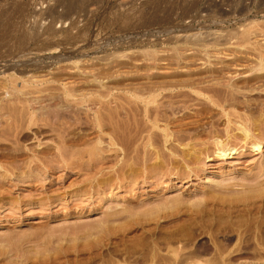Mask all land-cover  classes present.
I'll return each mask as SVG.
<instances>
[{"label":"rangeland","instance_id":"obj_1","mask_svg":"<svg viewBox=\"0 0 264 264\" xmlns=\"http://www.w3.org/2000/svg\"><path fill=\"white\" fill-rule=\"evenodd\" d=\"M262 44L264 0H0V116L8 122L0 120V264H264V185H257V178L264 184V144L259 151L240 146L237 155L219 157L212 137L206 135L184 142L174 137L164 140V133H178L181 128L184 133H242L239 128L247 121L251 133L264 142V68L258 67L259 57L264 56ZM233 74L237 76L234 83L252 85L254 92L235 97L218 89L213 94L216 88L211 84L201 87L208 89L203 96L184 89L179 91L186 93L184 97L173 95V99L166 92L158 104L173 99L181 112L177 119L165 112L168 119L166 115L159 118L156 133L151 124L144 123L142 112L143 116H136L139 123L135 117H130L134 122L128 118L125 106L131 100L121 98L120 102L115 96L91 102L104 116L102 129L92 123L94 111L82 110L60 91H50L53 97L45 93L50 96L40 97V103L56 98L54 110L59 109L62 124L49 119L44 109L37 116L41 121L29 128L30 114L24 109L27 97L6 99L7 87L14 83L21 87L32 78L52 88L72 82L95 88L100 83L135 85L138 80L152 84L181 82L182 78L183 82L204 77L220 80ZM140 81L136 86L148 84ZM217 104L226 106L236 118L223 116ZM78 107L81 111L76 113ZM69 112L79 117L70 118ZM128 120L134 124L130 126ZM9 122L21 123L22 129ZM114 122L123 124L122 132ZM6 126L7 132L13 131L3 133ZM56 126L64 127L52 132ZM132 126L143 133H134ZM148 126L155 134L152 146L148 145ZM129 127L132 133L126 131ZM151 151L154 154L149 155ZM206 155L212 160L205 159ZM168 181L169 185L164 184ZM248 184L256 188L252 194L244 193ZM239 194L257 198L236 203Z\"/></svg>","mask_w":264,"mask_h":264},{"label":"bare ground","instance_id":"obj_2","mask_svg":"<svg viewBox=\"0 0 264 264\" xmlns=\"http://www.w3.org/2000/svg\"><path fill=\"white\" fill-rule=\"evenodd\" d=\"M246 41V40H245ZM250 41V40H249ZM262 46H263V44H262ZM264 47V46H263ZM258 49V48H257ZM256 53H257V51H256ZM149 54V53H148ZM263 54V53H262ZM150 55H152V53L150 54ZM148 57V56H147ZM150 57V56H149ZM259 57V56H258ZM151 58H152V56H151ZM151 58H150V60H151ZM154 58V57H153ZM156 58H157V56H156ZM219 58V57H218ZM222 59V58H221ZM227 59V58H226ZM241 59V58H240ZM256 59H258V58H256ZM154 60H156V59H154ZM158 60V59H157ZM223 60V59H222ZM227 60H229V59H227ZM235 60V59H234ZM247 60V59H246ZM146 61V60H145ZM144 61V62H145ZM243 61V60H242ZM257 61V60H256ZM255 61V62H256ZM258 61H260V64H259V69H260V71L264 68L263 67V65H264V63H263V61H264V56H260L259 57V60ZM257 61V62H258ZM219 62V61H218ZM217 62V63H218ZM233 62V61H232ZM236 62V61H235ZM252 62V61H251ZM146 63V62H145ZM149 63V62H148ZM240 63V62H239ZM142 64V63H141ZM253 64V63H252ZM257 64V63H256ZM76 65V64H75ZM146 65V64H145ZM231 65V64H230ZM237 66V65H236ZM244 66V65H243ZM247 66H248V64H247ZM68 67V66H67ZM83 67V66H82ZM135 67V66H134ZM142 68V67H141ZM218 68V67H217ZM216 68V69H217ZM221 68V67H220ZM110 69V68H109ZM139 69H140V67H139ZM139 69L137 68V70L135 71V72H137L138 74L137 75H139V77H137V78H140V76L142 75V74H140V73H142V72H140L139 71ZM62 70V69H61ZM66 70V69H65ZM99 70V69H98ZM105 70H107V69H105ZM149 70V69H148ZM152 70V69H151ZM218 70V69H217ZM222 70V69H221ZM256 70H258V68L256 69ZM84 71H86V70H84ZM109 71V70H108ZM142 71V70H141ZM144 71V70H143ZM204 71V70H203ZM206 71V70H205ZM213 71V70H212ZM215 71V70H214ZM228 71V70H227ZM236 71V70H235ZM242 71H243V69H242ZM244 71H246V70H244ZM243 71V72H244ZM250 71V70H249ZM263 71V70H262ZM64 72V71H63ZM73 72V71H72ZM88 72V71H87ZM98 72V71H97ZM128 72V71H127ZM140 72V73H139ZM149 72V71H148ZM154 72H155V70H154ZM154 72H152L151 71V73H154ZM166 72V71H165ZM164 72V73H165ZM173 72V71H172ZM178 71H176V73H177ZM181 72V71H180ZM179 72V73H180ZM207 72V71H206ZM209 72V71H208ZM225 72V71H224ZM238 72V71H237ZM240 72V71H239ZM251 72V71H250ZM65 73V72H64ZM71 73V72H70ZM109 73V72H108ZM114 73V72H113ZM130 73H131V70H130ZM158 73V72H157ZM187 73V72H186ZM202 73V72H201ZM212 73H215V72H212ZM220 73H222V72H220ZM229 73V72H228ZM231 73H232V71H231ZM252 73V72H251ZM253 73H255V72H253ZM263 73V72H262ZM72 74V73H71ZM98 74V73H97ZM110 74V73H109ZM128 74V73H127ZM136 74V73H135ZM144 74H146V76H147V73L145 72ZM143 74V75H144ZM159 74H161V73H159ZM171 74V73H170ZM174 74V73H173ZM172 74V75H173ZM188 74V73H187ZM203 74V73H202ZM206 74V73H205ZM226 74V73H225ZM230 74V73H229ZM237 74V73H236ZM240 74V73H239ZM239 74H238V77H239ZM104 75V74H103ZM111 75H113V74H111ZM111 75H110V77H111ZM148 75H151V74H148ZM211 75V74H210ZM210 75H208V76H210ZM213 75V74H212ZM216 75V74H215ZM215 75L213 76V78L215 77ZM234 75V74H233ZM35 76V75H34ZM77 76V75H76ZM86 76V75H85ZM126 76V75H125ZM136 76V75H135ZM145 76V75H144ZM143 76V77H144ZM146 76H145V78H146ZM152 76V75H151ZM157 76V75H156ZM159 76V75H158ZM165 76H167V75H165ZM164 76V77H165ZM170 76V75H169ZM183 76H185V74L183 75ZM192 76H193V74H192ZM203 76V75H202ZM205 76V75H204ZM217 76H219V74L217 75ZM224 76V75H223ZM246 76H248V74L246 75ZM57 77V76H56ZM70 77V76H69ZM81 77V76H80ZM109 77V76H108ZM114 77V75L112 76V78ZM119 77V76H118ZM143 77H142V79H143ZM175 77H176V75H175ZM186 77H188V76H186ZM197 77H199V76H197ZM228 77V76H227ZM237 76H235L234 75V77L232 76L231 77V75H230V77L227 79L226 77H224V78H221L220 80H216L215 78V80L213 79L212 80V78L211 79H207V78H202V79H199L198 81L196 80V81H194V79H192V78H195V77H192L191 79H192V81H190V82H188L187 81V79H186V81L185 82H183L184 80H183V78H182V80H181V82H179L180 80H178L177 82H176V80H175V82H173V81H171V82H167V84L166 83H157V84H152L153 82H149L148 83V81H146L145 80V82L146 83H148V84H145L146 85V87H144V85L142 86L140 83H145L144 81H140V80H138V81H140L138 84H140L139 86H141L140 88H139V86L137 87L136 86V83L138 82H136L135 83V85H134V83L132 84V85H130V83H129V85L131 86H129V85H127V84H119V82H121V81H119L118 83H116V84H119V85H114L113 87L111 86V87H109V86H106L105 84H99V83H97V81L98 80H96V83L97 84H99V85H97L98 87H95V88H89L88 86H78V84H81V83H78L77 84V86H73V82L70 84V86L68 85V84H66V85H64V86H60L59 88H58V85H57V88H55L54 87V85H53V87L54 88H52V87H47L46 86V84L44 85V84H42V83H40V79H37V78H32V79H34V81H31V79H30V81H24V84H23V86H19V85H15L16 83H14L11 87H7L6 88V99H9L10 101H12L14 98H16V97H20L21 98V96H22V98H24V97H27L26 99H28V102H29V104H28V108H24V109H27L26 110V112H27V115L28 114H30L29 116H30V119H29V128H32L31 126L32 125H37L40 121H39V119H38V115H39V111H44V109L45 110H47V112L46 111H44L45 113V115H46V113L48 114V117H50L49 119H54V120H56L57 122L58 121H60V119H61V115L59 114L60 112H58L59 111V109H58V111H56V110H54L55 108V105H56V101H54V100H56V98L54 99V100H52L53 102H51V103H47V100L46 99H48V97L51 95L49 92L50 91H60L61 93H63V95L65 96V98L67 99V100H71L72 102H75V104H77V106H79L81 109L83 108L84 110L86 109V111L87 112H93L94 113V118H93V122L92 123H94V125L96 126V127H98L99 129L101 128H104V126H105V123L103 124V117L101 116V111L100 110H98V109H100V108H98V109H96L95 110V108H96V106L94 107V105H92V107L94 108H92L91 107V102H93V103H96L95 102V98H97V99H99L100 100V102H101V100H106V99H108L109 97L110 98H113L114 96L115 97H117V99H118V101H122V99L121 98H123V100L124 99H127L128 101H132L131 103L132 104H130L128 101H124V102H127L128 103V107L127 106H125L126 108H129V109H127L125 112L127 113L128 112V115L127 116H129L128 118L129 119H131L132 121H133V119L134 118H130L131 116L132 117H135V120H137V118H136V116H138V115H142V113H143V115H144V118L146 119V122H144V123H147L146 125H148V124H151L150 126H152V129H154L153 131H155V128H157V125H158V122L160 121L159 120V118L161 117V119H162V117H164V115H166V114H168V113H170L169 115L171 116H173V117H175L176 119H177V115L181 112H178V110H179V108H178V106L177 105H174V104H176V103H174V104H172V102H173V97L174 96H178V97H180V96H183L184 97V95L186 94H183V92H179V91H182V90H184V89H192V90H194L195 92L194 93H197L199 96H203L204 94H206V93H204V92H206V90H208V89H206L205 90V87L204 88H201L203 85H209V84H211V86L212 87H214V88H216V89H213L212 91H213V94H214V91L215 92H217V91H219V90H221V91H223V89L224 90H227L228 91V93L230 92L231 94H232V96H234L235 95V97H237L238 95H240V96H242L244 93H246L247 92V94H249L251 91H252V93L254 92V89H253V86L251 85V87H248V85H247V83H246V85L247 86H244L245 85V83L243 84V86L241 85H237L236 83H234V81H235V79L234 78H236ZM256 77H257V75H256ZM10 78H12V77H10ZM55 78V77H54ZM71 78V77H70ZM88 78V77H87ZM96 78H98V77H96ZM99 78H100V76H99ZM103 78V77H102ZM107 78V77H106ZM135 78V77H134ZM162 78V77H161ZM168 78V77H167ZM260 78V77H259ZM72 79V78H71ZM79 79V78H78ZM81 79H83V77L81 78ZM86 79V78H85ZM110 79V78H109ZM120 79V78H119ZM118 79V80H119ZM122 79V78H121ZM124 79V78H123ZM127 79V78H126ZM133 79V78H132ZM141 79V80H142ZM146 79H150L149 77L148 78H146ZM171 79V78H170ZM174 79V78H173ZM239 79V78H238ZM250 79V78H249ZM257 79V78H256ZM10 80V79H9ZM15 80V79H14ZM23 80V79H22ZM84 80V79H83ZM104 80V79H103ZM103 80L102 81H100V82H103ZM128 80V79H127ZM136 80V79H135ZM154 80V79H153ZM163 80V79H162ZM165 80V79H164ZM252 80V79H251ZM254 80H255V78H254ZM11 81V80H10ZM13 81V80H12ZM43 81V80H42ZM49 81V80H48ZM51 81V80H50ZM69 81V80H68ZM86 81V80H85ZM105 81V80H104ZM126 81V80H125ZM132 81V80H131ZM167 81V80H166ZM241 81V80H240ZM15 82V81H14ZM59 82V81H58ZM64 82V81H63ZM92 82V81H91ZM99 82V81H98ZM123 82H124V80H123ZM239 82V81H238ZM260 82H262V81H260ZM44 83V82H43ZM51 83V82H50ZM50 83H49V85H50ZM125 83V82H124ZM126 83H127V81H126ZM150 83H151V85H150ZM259 83V82H258ZM263 83V82H262ZM41 84V85H40ZM63 85V84H62ZM108 85H109V83H108ZM113 85V84H112ZM134 85V86H133ZM148 85V86H147ZM250 85V84H249ZM264 85V84H263ZM10 86V85H9ZM210 86V87H211ZM206 87H208L209 88V86H206ZM260 87V86H259ZM255 88V87H254ZM1 89V88H0ZM4 89V88H3ZM219 89V90H218ZM5 90V89H4ZM203 90H205L204 92H203ZM210 90H211V88H210ZM55 91V92H56ZM175 91H177V93H175ZM189 91V90H188ZM248 91H250V92H248ZM262 91V90H261ZM47 92H48V94H50L49 96L48 95H46L47 94ZM166 92H169V93H166ZM170 92H172V93H170ZM210 92V91H209ZM209 92H207V93H209ZM220 92V91H219ZM5 93V92H4ZM46 93V94H45ZM165 93H166V97L168 98V97H170V95L169 94H172L171 95V97L170 98H173L172 99V102L171 103H169L168 101V103L166 102V100L164 101V104H162L163 103V101H162V99L160 100V101H162V105H165V102H166V104H168L167 106H162V105H160V104H158L160 101L158 100V98L159 97H161V98H163V99H165L164 98V96H165ZM188 93V92H187ZM190 93V92H189ZM227 93V92H226ZM252 93H250V94H252ZM53 94V93H52ZM215 94H218V93H215ZM220 94V93H219ZM236 94H238L237 96H236ZM16 96V97H14L13 99H12V97L13 96ZM53 95H58V94H53ZM63 95L61 96V95H59L60 97H62V99H63ZM167 95H169V96H167ZM174 95V96H173ZM224 95V94H223ZM255 95V94H254ZM48 96V97H47ZM190 96V95H189ZM192 96V95H191ZM190 96V97H191ZM198 96V97H199ZM211 96V95H210ZM209 96V97H210ZM246 96V95H245ZM2 97H5L4 95L2 96ZM40 97H47L46 99H44L43 101H42V103H40L41 101V98ZM50 97H53L52 95L50 96ZM57 97V96H56ZM175 97V98H176ZM212 97H214V96H212ZM217 97H218V95H217ZM239 97V96H238ZM20 98H18L19 99V101H20ZM42 98V99H43ZM170 98H169V101H170ZM181 98V97H180ZM211 98V97H210ZM221 98V97H220ZM244 98V97H243ZM58 99V98H57ZM62 99H61V101H62ZM116 99V100H117ZM120 99V100H119ZM177 99V98H176ZM185 99V98H184ZM198 99V98H197ZM213 99V98H212ZM242 99V98H241ZM2 100V99H1ZM3 100H4V98H3ZM17 102H18V100L17 99H15ZM110 100V99H109ZM112 100V99H111ZM114 100L115 99H113V102H114ZM178 100V99H177ZM183 100V99H182ZM181 100V101H182ZM193 100V99H192ZM203 101H204V99H202ZM218 100V99H217ZM228 100V99H227ZM235 100V99H234ZM234 100H232V101H234ZM5 101V100H4ZM21 101H24V100H22L21 99ZM27 101V100H26ZM49 101V100H48ZM60 100L58 99V102H59ZM120 101V102H121ZM176 100H174V102H175ZM185 101V100H184ZM213 101V100H212ZM220 101H222L221 99H220ZM3 102V101H2ZM9 102V101H8ZM7 102V103H8ZM70 102V101H69ZM97 102H98V100H97ZM110 102H112V101H110ZM112 102V105L115 103H113ZM186 102V101H185ZM206 102H207V100H206ZM213 102H215V101H213ZM229 102V101H228ZM230 102H231V100H230ZM236 102V101H235ZM241 102V101H240ZM6 103V102H5ZM19 103V102H18ZM21 103V102H20ZM109 103V102H108ZM107 103V104H108ZM119 103V102H118ZM123 103V102H122ZM179 103H180V101H179ZM192 103V102H191ZM202 103V102H201ZM4 104V103H3ZM2 104V105H3ZM15 104V101H14V103H13V106H15L14 105ZM21 104H23V103H21ZM25 104H27V103H25ZM53 104H55V105H53ZM105 104V103H104ZM110 104V103H109ZM117 104V103H116ZM187 104V103H186ZM188 104H190V103H188ZM187 104V105H188ZM212 104V103H211ZM218 104H220V103H218ZM217 104V105H218ZM224 104V103H223ZM231 104V103H230ZM233 104V103H232ZM238 104V103H237ZM1 105V106H2ZM12 104L10 103V106H11ZM38 105H39V107H38ZM60 105V104H59ZM97 105V104H96ZM118 105V104H117ZM159 105V106H158ZM178 105H180V104H178ZM210 105V104H209ZM221 105V104H220ZM220 105H218V107H222V106H220ZM7 106V105H6ZM9 106V105H8ZM7 106V107H8ZM64 106H65V104H64ZM70 106V105H69ZM72 106V105H71ZM76 106V105H75ZM99 106V105H98ZM101 106V105H100ZM109 106V105H108ZM114 106H115V104H114ZM123 105H121V107H122ZM177 106V107H176ZM183 106V105H182ZM224 106V105H223ZM249 106V105H248ZM5 107V106H4ZM17 107V106H16ZM20 106H18V108H19ZM57 107V106H56ZM61 107V106H60ZM74 107V106H73ZM77 108L76 110H77V112L76 113H79L80 111H81V109L80 108ZM104 107V106H103ZM117 107V106H116ZM119 107V106H118ZM121 107H119V108H121ZM184 107H186V105L184 106ZM192 107H193V104H192ZM226 107V106H225ZM225 107H222L223 109L221 110L222 111V113L223 114H225V115H223V116H227L228 118H230V117H232V114L228 111L229 109H225ZM257 107V106H256ZM6 108V107H5ZM11 108V107H10ZM9 108V109H10ZM65 108V107H64ZM64 108H62V109H64ZM107 108V107H106ZM123 108H124V106H123ZM126 108H124V109H126ZM203 108H205V107H203ZM233 108V107H232ZM7 109V108H6ZM21 109V108H20ZM82 109V110H83ZM109 110H110V107L108 108ZM112 109H114V107L112 108ZM111 109V110H112ZM118 109V108H117ZM122 109V108H121ZM120 109V110H121ZM124 109L122 110V111H124ZM185 109V108H184ZM187 109V108H186ZM208 109V108H207ZM14 110H16V109H14ZM14 110H12V112L14 111ZM67 110H70V109H67ZM98 110V111H97ZM103 110V109H102ZM216 110V109H215ZM242 110V109H241ZM2 111V110H1ZM17 111V110H16ZM18 111H20V110H18ZM74 111H75V108H74ZM114 111V110H113ZM231 111V110H230ZM245 111V110H244ZM248 111V110H247ZM10 112V111H9ZM11 112V113H12ZM23 112H25V110L23 111ZM68 112V111H67ZM67 112H66V114H67ZM103 112V111H102ZM105 112V111H104ZM103 112V113H104ZM124 112V113H125ZM142 112V113H141ZM165 112H166V114H165ZM214 112V111H213ZM6 113V112H5ZM41 113V112H40ZM70 113L72 114V115H70ZM75 113V112H74ZM82 113V112H81ZM106 113V112H105ZM115 113H116V111H115ZM118 113V112H117ZM121 113V112H120ZM119 113V114H120ZM141 113V114H140ZM210 113V112H209ZM235 113V112H234ZM3 114V113H2ZM10 114V113H9ZM9 114H7V115H9ZM15 114L17 115V112H15ZM43 114V113H42ZM43 114V115H44ZM65 114V113H64ZM83 114V113H82ZM206 114V113H205ZM204 114V115H205ZM221 114V113H220ZM13 115V114H12ZM11 114H10V116H12ZM69 115H70V118H72L71 116H75V115H73V112H69ZM79 115V114H78ZM116 115V114H115ZM114 115V116H115ZM118 115V114H117ZM142 115V116H143ZM181 115V114H180ZM186 115V114H185ZM188 115H189V113H188ZM222 115V114H221ZM235 114H233V116H234ZM239 115H240V113H239ZM238 115V116H239ZM25 116H26V113H25ZM28 116V117H29ZM83 116V115H82ZM88 116V115H87ZM109 116H110V114H109ZM119 116V115H118ZM123 116H125V115H123ZM127 116H125V117H123V118H126ZM141 116V117H142ZM170 116H169V118H170ZM171 116V117H172ZM214 116V115H213ZM217 116V115H216ZM242 116V115H241ZM9 117V116H8ZM13 117V116H12ZM11 117V119L13 120V118H15V117H13L12 118ZM18 117V116H17ZM45 117V116H44ZM66 117V116H65ZM76 117H79V116H77L76 115ZM111 117V116H110ZM117 117V116H116ZM140 117V118H141ZM166 117H167V115H166ZM181 117V116H180ZM6 118V117H5ZM23 118V117H22ZM39 118H40V115H39ZM69 118V119H70ZM86 118H88V117H86ZM113 119H114V117H112ZM119 118H121V116L119 117ZM175 118H173V119H175ZM184 118V117H183ZM235 118H236V115H235ZM243 118H245V117H243ZM242 117H241V119H243ZM253 118V117H252ZM251 118V119H252ZM10 119V118H9ZM26 119V118H25ZM44 119V118H43ZM65 119V118H64ZM68 119V120H69ZM112 119V120H113ZM116 119V118H115ZM165 119V118H164ZM163 119V120H164ZM167 119H168V117H167ZM167 119H165L166 121H168ZM180 119V118H179ZM219 119V118H218ZM227 119V118H226ZM246 119H247V117H246ZM249 119V118H248ZM247 119V120H248ZM257 119V118H256ZM0 120L2 121V120H4L5 121V119H4V116H0ZM18 119H16L15 121H17ZM20 120V119H19ZM18 120V122H20ZM46 120H48V119H46ZM54 120H52V122H51V124L52 123H54L53 121ZM65 120H67V119H65ZM81 121L82 119L81 118H78L77 119V121ZM121 120H123V119H121ZM120 120V121H121ZM125 120V119H124ZM127 120V119H126ZM125 120V123L127 122ZM131 120H128V121H131ZM134 120V121H135ZM191 120V119H190ZM189 120V121H190ZM255 120V119H254ZM264 120V119H263ZM7 121H8V118H7ZM43 121V120H42ZM55 121V122H56ZM61 121H64V120H61ZM61 121L59 122V123H61ZM72 121V119L70 120V122ZM76 121V120H75ZM76 121V122H77ZM108 121V120H107ZM114 121V120H113ZM119 121V120H118ZM130 122L131 124H130V126L132 125V124H134L133 122ZM172 121V120H171ZM240 121V120H239ZM242 121V120H241ZM248 121H250L251 122V120H248ZM6 122V121H5ZM5 122L3 123V124H5ZM26 121H24V123H25ZM56 122V123H57ZM65 122V121H64ZM83 122V121H82ZM85 122V121H84ZM116 122V121H115ZM114 122V123H115ZM122 122V121H121ZM136 122H138L139 123V121L137 120ZM135 122V123H136ZM161 122V121H160ZM168 122H170V119H169V121ZM230 122H231V120H230ZM259 122V121H258ZM8 122H6V124H7ZM15 123V122H14ZM23 123V122H22ZM23 123V124H24ZM27 123V122H26ZM44 123V122H43ZM47 123V122H46ZM68 123H69V121H68ZM78 123H80V122H78ZM77 123V124H78ZM114 123H112V124H114ZM118 123V122H117ZM124 123V124H125ZM127 123H129V122H127ZM125 124V126L127 127V126H129V124ZM137 123V124H138ZM178 123H180V122H178ZM177 123V124H178ZM183 123V122H182ZM232 123V122H231ZM256 123H257V121H256ZM9 124H11L12 125V127L14 126V128H18V129H20L21 127H22V125H21V123H18L17 124V126H16V124H12V123H10L9 122ZM48 124V123H47ZM62 124V123H61ZM66 124V123H65ZM70 124V123H69ZM81 124V123H80ZM84 124V123H83ZM116 124V123H115ZM166 124V123H165ZM168 124V123H167ZM172 124V123H171ZM206 124V123H205ZM205 124H203V125H205ZM230 124V123H229ZM238 124V123H237ZM244 124V121H243V123L241 124V125H243ZM249 123L246 121V123L244 124V126H241L240 128H239V130L242 132V133H193V132H187V133H184L185 131H183L184 129H178V130H180L178 133H164V140L166 141V142H169V141H171L172 140V138L173 139H177V140H180V141H183L184 142V140L186 141L187 139H191V137H202V136H207V137H212L211 139H213V141H214V146L216 147L215 149H216V154H218V156L219 157H225V156H232V155H237L238 153H239V150L240 149H238V147H240V146H243V148H247V149H249V147L251 148V149H253L254 151H259V150H261L262 149V145L264 144V142L262 141V140H260L261 138H258L257 136L258 135H255L254 133H251V124H250V126L248 125ZM253 124V123H252ZM255 124V123H254ZM259 124V123H258ZM2 125V124H1ZM11 125H10V127H11ZM52 125H54V124H52ZM56 125V124H55ZM58 126H59V124H57ZM64 125V124H63ZM75 125V124H74ZM104 125V126H103ZM117 125V124H116ZM116 125H114L115 126V128H117L116 127ZM119 125V126H118ZM117 126L118 127H120V125H121V128H120V130H119V128H117V130H119V131H121V130H123V127H122V123H120V124H118ZM139 125L140 124H138V127H139ZM160 125V124H159ZM173 125V124H172ZM175 125V124H174ZM186 125V124H185ZM193 125V124H192ZM209 125V124H208ZM214 125V124H213ZM212 125V126H213ZM256 125V124H255ZM41 126V125H40ZM39 126V127H40ZM46 126H48V125H46ZM60 126H62V125H60ZM67 126V125H66ZM73 126V125H72ZM72 126L70 127L69 126V128H72ZM90 126V125H89ZM94 126V127H95ZM125 126H124V130L126 129L125 128ZM134 126H136L137 127V125L135 124ZM134 126H132V127H134ZM141 126V125H140ZM180 126V125H179ZM209 126H211V125H209ZM215 126H217V124L215 125ZM257 126V125H256ZM262 126V125H261ZM264 126V125H263ZM7 127L8 126H6V128L4 127V130L5 129H7ZM25 127V126H24ZM34 127V126H33ZM50 128H51V126H49ZM64 127V126H63ZM63 127H61V128H63ZM75 127V126H74ZM88 127V126H87ZM109 127V126H108ZM113 127V126H112ZM144 127V126H143ZM162 127V126H161ZM168 127V126H167ZM186 127V126H185ZM198 127V126H197ZM258 128H259V126H257ZM257 127H255V128H257ZM2 128V130H3V127H1ZM9 128V127H8ZM45 128V127H44ZM48 128V127H47ZM61 129L60 127H54V129L52 130V132H55L56 130H58V129ZM66 128V127H65ZM69 128L66 130V132H68L69 131ZM77 128V127H76ZM107 128V127H106ZM110 128V127H109ZM130 128V130H126V131H130L131 133L133 132V131H131V127H129ZM140 128V127H139ZM148 128V129H147ZM146 128V133H147V131H148V133H149V140H148V145L149 146H152L151 145V143L153 142V135H155V134H153L152 135V130H149V126ZM169 128V127H168ZM186 128H188V127H186ZM195 128V127H194ZM205 128V127H204ZM233 128V127H232ZM11 129V128H10ZM17 129V130H18ZM22 129V128H21ZM80 129V128H79ZM82 129V128H81ZM113 129V128H112ZM142 129V128H141ZM162 129V128H161ZM164 129V128H163ZM170 129V128H169ZM192 129V128H191ZM207 129V128H206ZM212 129V128H211ZM211 129H210V131H211ZM216 129H217V127H216ZM219 129V128H218ZM7 130H9V129H7ZM12 131H13V129H11ZM11 130H10V132H11ZM36 130H38V129H36ZM40 130H42V128H40ZM39 130V131H40ZM51 130H50V133H52L51 132ZM55 130V131H54ZM72 130V129H71ZM70 130V131H71ZM95 130V129H94ZM110 130V129H109ZM116 130V129H115ZM133 130L135 131V127L133 128ZM138 129L136 128V131H137ZM144 130V132H145V129H143ZM175 130V129H174ZM173 130V131H174ZM176 130H177V128H176ZM198 130V129H197ZM238 130V129H237ZM256 130V129H255ZM21 131V130H20ZM47 131H49L48 129H47ZM59 131H61V130H59ZM62 131L64 132L65 130L64 129H62ZM77 131V130H76ZM101 131V130H100ZM111 131V130H110ZM113 131H114V129H113ZM134 132V133H139L140 131L138 130L137 132ZM187 131H188V129H187ZM191 131V130H190ZM212 131H214V130H212ZM216 131V130H215ZM258 131V130H257ZM7 131L5 130V131H3V133H6ZM9 131L7 132V133H10ZM34 132H36V131H34ZM44 132H45V130H44ZM109 132V131H108ZM116 133H118L117 131H115ZM114 132V133H115ZM122 132V131H121ZM121 132H119L120 134H122ZM129 132V133H130ZM200 132V131H199ZM22 133V132H21ZM40 133H43V132H40ZM45 133H47V132H45ZM49 133V132H48ZM56 133H57V131H56ZM69 133V132H68ZM125 133V132H124ZM133 133V134H134ZM140 133H143L142 131L140 132ZM155 133H156V131H155ZM258 134H260V132H257ZM264 133V132H263ZM262 133V134H263ZM37 134H38V132H37ZM76 134V133H75ZM100 134V133H99ZM126 134V133H125ZM133 134H131V136L133 135ZM161 134V133H160ZM5 135V134H4ZM44 135V134H43ZM115 135V134H114ZM123 135V134H122ZM144 135V134H143ZM38 136V135H37ZM111 136H113L112 134H111ZM119 136V135H118ZM117 135H116V137H118ZM134 136V135H133ZM136 136V135H135ZM139 136V135H138ZM263 136V135H262ZM261 136V137H262ZM40 137L42 138V135L40 134ZM103 137V136H102ZM115 137V138H116ZM127 137V136H126ZM145 137V136H144ZM157 137V136H156ZM161 137H162V135H161ZM190 137V138H189ZM46 138H48V137H46ZM114 138V137H113ZM130 138V137H129ZM139 138V137H138ZM141 138V137H140ZM143 138V137H142ZM134 139L136 140V138L134 137ZM155 139V138H154ZM158 139H160L159 137H158ZM163 139V138H162ZM193 139V138H192ZM197 139V138H196ZM201 139V138H200ZM202 139H203V137H202ZM116 140H118L117 138H116ZM120 141V140H119ZM125 141H126V139H125ZM139 141V140H138ZM143 141V140H142ZM173 141H175V140H173ZM63 142V141H62ZM65 142V141H64ZM123 142V141H122ZM121 142V143H122ZM212 142V141H211ZM233 142H236V143H234V145H230L231 143L233 144ZM119 143V142H118ZM133 143V142H132ZM145 143H147V142H145ZM156 143V142H155ZM187 143V142H186ZM209 143V142H208ZM100 144V143H99ZM111 144H112V140H111ZM123 144V143H122ZM135 144V143H134ZM159 144V143H158ZM157 144V145H158ZM161 144V143H160ZM159 144V145H160ZM181 144H182V142H181ZM213 144H212V146H213ZM60 145H61V143H60ZM124 145V144H123ZM130 145H131V143H130ZM173 145V144H172ZM65 146H66V144H65ZM65 146H64V148H65ZM113 146V145H112ZM122 145H120V147H121ZM163 146V145H162ZM169 146V145H168ZM205 146V145H204ZM207 146V145H206ZM71 147V146H70ZM144 147V146H143ZM161 147V146H160ZM172 147V146H171ZM170 147V148H171ZM211 147V146H210ZM124 148V147H123ZM156 148H159V147H156ZM164 148V147H163ZM173 148V147H172ZM242 148V147H241ZM62 149H63V146H62ZM148 149V148H147ZM160 149V148H159ZM263 149H264V147H263ZM3 150V149H2ZM65 150V149H64ZM125 150H126V148H125ZM137 150H139V149H137ZM136 150V151H137ZM149 150V149H148ZM172 150V149H171ZM181 150V149H180ZM206 150V149H205ZM213 150V149H212ZM62 150H60V152H61ZM129 151V150H128ZM204 151V150H203ZM140 152V151H139ZM164 152V151H163ZM175 152V151H174ZM195 152V151H194ZM196 153V152H195ZM194 153V154H195ZM129 154H131V153H129ZM149 155L150 154H154V153H152V151L151 152H149L148 153ZM156 154V153H155ZM212 154V153H211ZM60 155V154H59ZM64 155V154H63ZM128 155V154H127ZM147 155V154H146ZM164 155V154H163ZM199 155V154H198ZM130 156V155H129ZM152 156V155H151ZM169 156V155H168ZM183 156V155H182ZM188 156V155H187ZM194 156V155H193ZM207 156V155H206ZM124 157H126V156H124ZM128 157V156H127ZM131 157V156H130ZM147 157V156H146ZM162 157V156H161ZM161 157H158V158H161ZM197 157V156H196ZM152 158V157H151ZM212 156L210 155V156H207V158H205V159H208V161H211L212 160ZM155 159H156V157H155ZM171 159H173V158H171ZM186 159V158H185ZM191 159V158H190ZM137 160H138V158H137ZM164 160V159H163ZM165 160H166V158H165ZM177 160V159H176ZM192 160H195V159H192ZM160 161V160H159ZM186 161V160H185ZM203 161V160H202ZM126 162V161H125ZM125 162H123V163H125ZM173 162H174V160H173ZM176 163V162H175ZM174 163V164H175ZM181 163V162H180ZM192 163H193V161H192ZM198 163H200V162H198ZM146 164V163H145ZM149 164V163H148ZM191 164V163H190ZM196 164V163H195ZM142 165V164H141ZM157 165V164H156ZM161 165H162V163H161ZM160 165V166H161ZM204 165H205V163H204ZM123 166V165H122ZM148 166V165H147ZM155 166V165H154ZM159 166V165H158ZM167 166V165H166ZM169 166V165H168ZM126 167V166H125ZM125 167H123V169L125 168ZM163 167V166H162ZM155 168V167H154ZM150 169V168H149ZM160 169H162V168H160ZM164 169H166V168H164ZM178 169V168H177ZM176 170V169H175ZM182 170V169H181ZM180 170V171H181ZM192 170V169H191ZM119 171V170H118ZM136 171V170H135ZM134 171V172H135ZM147 171V170H146ZM158 171V170H157ZM162 171V170H161ZM161 171H160V174H161ZM167 171V170H166ZM165 171V172H166ZM172 171H174V170H172ZM178 171V170H177ZM127 172V171H126ZM163 172V171H162ZM122 173V172H121ZM125 173V172H124ZM133 173V172H132ZM189 173V172H188ZM197 173V172H196ZM123 174V173H122ZM122 174H121V176H122ZM156 174H158V173H156ZM168 174V173H167ZM260 174V173H259ZM120 175V174H119ZM154 176V175H153ZM264 176V175H263ZM126 177V176H125ZM158 177H159V175H158ZM164 177V176H163ZM156 178V177H155ZM261 178V177H260ZM263 178V177H262ZM152 179V178H151ZM157 179H159V178H157ZM259 181L257 182V181H255V182H257V185H260V186H263L264 184H263V182L261 183L260 182V179L259 178H257ZM155 180V179H154ZM153 180V181H154ZM249 180V179H248ZM159 182H161V181H159ZM169 182L170 181H168V182H165L164 184H166V185H169ZM260 182V183H259ZM168 183V184H167ZM252 183V182H251ZM252 184H254V182L252 183ZM223 185V184H222ZM249 185V184H248ZM224 186V185H223ZM227 186H229V185H227ZM244 186V185H243ZM247 186V185H246ZM245 186V188H246V190L244 191V193L245 194H247L248 192H251V194L253 193V190H254V192L256 191L255 189V187L254 186H252L251 184L249 185V186H252V187H254V188H251V187H246ZM256 186V185H255ZM229 188V187H228ZM226 186H225V189H228ZM247 188H251V189H247ZM260 188H262V187H260ZM263 189V188H262ZM252 190V191H251ZM225 191V190H224ZM223 191V192H224ZM227 191V190H226ZM229 191V190H228ZM231 191H233V190H231ZM230 191V192H231ZM263 191V190H262ZM222 192V195L224 194ZM238 192V191H237ZM257 192H259L258 190H257ZM261 193V192H260ZM240 194H242V193H240ZM239 194V195H240ZM240 195L241 197H238L239 199H237L236 200V203H238L237 201H239V202H245V201H247V200H250L251 198H254L255 199V197L256 196H254V197H246V195ZM249 194V193H248ZM257 194V193H256ZM214 195V194H213ZM217 195V194H216ZM221 194H219V196H220ZM226 195V194H225ZM229 195V194H228ZM234 195V194H233ZM237 195V194H236ZM238 195V196H239ZM262 195H264V194H262L261 193V197H262ZM232 196V195H231ZM259 197H260V194L258 195ZM214 196H212V198H213ZM223 197H224V195H223ZM234 197V196H233ZM258 197V198H259ZM260 197V198H261ZM205 198H206V196H205ZM208 198H210L211 199V195H210V197H208V195H207V199ZM236 198V197H235ZM248 198H250V199H248ZM257 198V197H256ZM210 199H208V200H210ZM222 199H224V198H222ZM226 199V198H225ZM228 199H229V197H228ZM234 199V198H233ZM253 200V199H252ZM256 200V199H255ZM259 200V199H258ZM213 201V200H212ZM215 201V200H214ZM226 201V200H225ZM229 201V200H228ZM220 202V201H219ZM222 202V201H221ZM227 202V201H226ZM231 202H233V203H235L234 201H231ZM249 202V201H248ZM255 202V201H254ZM244 206V205H243ZM253 206V205H252ZM252 206H251V208H252ZM256 206V205H255ZM98 207V206H97ZM230 207V206H229ZM231 207H233V206H231ZM235 207H237V206H235ZM254 207V206H253ZM259 207V206H258ZM257 207V208H258ZM248 208V207H247ZM235 209V208H234ZM240 209V208H239ZM254 209V208H253ZM252 209V210H253ZM251 210V209H250ZM255 210H256V207H255ZM239 211V210H238ZM257 211V210H256ZM232 212H234V211H232ZM235 213V212H234ZM251 215V214H250ZM255 215V214H254ZM251 216H253V215H251Z\"/></svg>","mask_w":264,"mask_h":264}]
</instances>
